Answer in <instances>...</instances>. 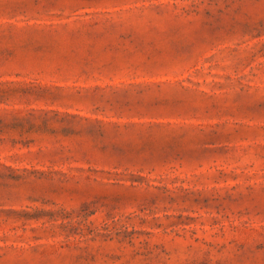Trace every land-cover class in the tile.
Listing matches in <instances>:
<instances>
[{
  "label": "rangeland",
  "instance_id": "374dc122",
  "mask_svg": "<svg viewBox=\"0 0 264 264\" xmlns=\"http://www.w3.org/2000/svg\"><path fill=\"white\" fill-rule=\"evenodd\" d=\"M0 264H264V0H0Z\"/></svg>",
  "mask_w": 264,
  "mask_h": 264
}]
</instances>
